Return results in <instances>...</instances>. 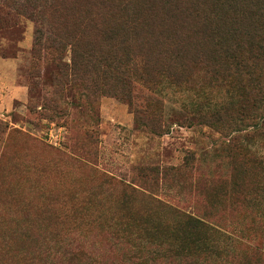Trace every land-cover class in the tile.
<instances>
[{
    "label": "rangeland",
    "instance_id": "1",
    "mask_svg": "<svg viewBox=\"0 0 264 264\" xmlns=\"http://www.w3.org/2000/svg\"><path fill=\"white\" fill-rule=\"evenodd\" d=\"M53 2L0 0V264H179L143 234L115 237L128 213L166 225L171 210L218 232V250L194 264H264V125L233 145L198 120L238 107L240 87L201 71L180 84L133 79L132 105L122 95L89 107L64 84L44 106L70 60L69 45L55 57Z\"/></svg>",
    "mask_w": 264,
    "mask_h": 264
},
{
    "label": "trees",
    "instance_id": "2",
    "mask_svg": "<svg viewBox=\"0 0 264 264\" xmlns=\"http://www.w3.org/2000/svg\"><path fill=\"white\" fill-rule=\"evenodd\" d=\"M43 10L59 41L55 57L70 47L69 63L57 64L44 106L62 100L64 84L74 86L77 101L89 107L101 96L122 95L132 105L133 79L149 86L164 76L180 84L201 71L240 87L241 95L238 107L200 114L202 125L233 145L241 133L264 125V0H54ZM44 50L49 46L35 45L39 61L46 59ZM157 206L165 208L158 201ZM170 213L177 219L166 225L150 212L128 213L115 237L122 232L137 240L143 234L167 246L169 257L157 258L179 264H194L218 250L213 226Z\"/></svg>",
    "mask_w": 264,
    "mask_h": 264
}]
</instances>
